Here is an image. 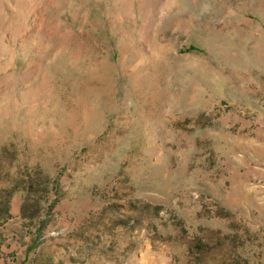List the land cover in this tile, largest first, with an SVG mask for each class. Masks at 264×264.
Here are the masks:
<instances>
[{
	"label": "rangeland",
	"instance_id": "1",
	"mask_svg": "<svg viewBox=\"0 0 264 264\" xmlns=\"http://www.w3.org/2000/svg\"><path fill=\"white\" fill-rule=\"evenodd\" d=\"M0 264H264V0H0Z\"/></svg>",
	"mask_w": 264,
	"mask_h": 264
}]
</instances>
